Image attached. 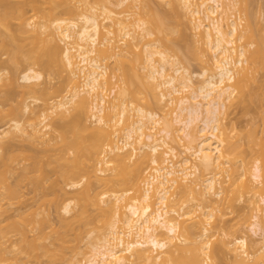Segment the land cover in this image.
Masks as SVG:
<instances>
[{
    "label": "bare ground",
    "instance_id": "obj_1",
    "mask_svg": "<svg viewBox=\"0 0 264 264\" xmlns=\"http://www.w3.org/2000/svg\"><path fill=\"white\" fill-rule=\"evenodd\" d=\"M73 1L75 3H73ZM177 1H179L181 9H184L185 14L186 12L189 13L190 15H188V17L191 16V18L193 19L192 20L189 18L188 20L193 23V27L191 26L190 28L193 30L192 34L197 32L196 35L194 34L193 36H200V38L197 36V42L200 40V42L202 41L201 43H203L204 45L203 46L199 44L200 42L197 43L193 38V41L196 42V44H199V46L194 44L196 47L199 48L200 45L201 47H204H200L201 51H197L198 53L196 54L198 56L200 55L199 53L202 54V56H199V59L206 65V68L203 69V72L199 73L198 75L203 79L201 81L199 80V82L197 81L196 83L194 77H196L197 75L190 73L188 71V68L181 66L178 62L174 61L172 59L173 57L168 54L166 45L163 46V43L165 42L168 47H171V45L168 44L169 39L165 37L167 39L166 40L161 35L162 32H165V28L168 27V25L165 24L168 19L163 16L164 18H166V21H164L165 19L162 20L160 16L156 17L155 15V18H152L150 17V15H148V19H146L147 21L150 19L148 21L150 25H148V23L145 22L146 20L144 21L143 18H136L137 14L133 12H137L136 10L137 8H139L138 0H59L57 3H55L56 6L53 5V7L51 6L49 8L47 14L48 16H50V18H52L53 14L56 13L57 8H60L59 13L64 14L65 17H53L54 19L52 18V21H44L39 24L37 23L38 25L36 24V22L38 21H35V23H33L34 21H31L32 19L30 20V18H26V16L24 15L26 14V12H23L25 10H21L22 13L20 10H16L18 12L20 11L19 14L16 12L17 19L19 20L17 24H19L18 26L20 29H18V26L17 28H15L17 30L22 29V31L18 33L21 34L23 31L26 34L29 32L33 33L32 29L34 28V32H39L41 30L43 33L47 34V37H50L51 40L49 41L52 42L50 43L48 41V43L50 44V48L46 45V41L45 45L48 48L44 47V50L46 51V49H48V52L44 51L43 53L42 49V51L39 52H42L43 54L41 53L40 55H38L39 60L38 58H36V60H38L37 62H40L41 55L44 57L45 53H47V56H45L48 58L50 57L48 55L51 54L53 56L52 59L54 58L53 61L57 60L58 62L51 63V60L48 58L50 60V64L53 65L54 63L55 65H60L61 68L64 67V70L66 69L67 71H69L67 75H69L68 82L70 83V85L66 84L65 88H67V86H70L71 88L69 87L68 90L71 89L72 91L67 90L71 93L70 95H68L67 93V96H64L65 98H63L62 96L63 99H58V97L60 96L58 95V92L57 95H55L57 99L54 100V97H51L52 99L50 102L45 99L44 103L46 104V106L48 105L49 108L44 106L45 104L43 103V108H46V110H42L40 112L30 110V105L28 103H24V108L22 107L20 110L21 115L22 113H24V115L22 116L28 114V118L25 116V118L27 119L23 120L24 117H22L23 119H20L26 122L28 121V124L26 122L25 123L27 125L24 124V122H22V124L19 119L16 120L11 118L12 122L9 127L10 129L6 131V134L7 136L11 135L10 137L16 140L18 138L16 137L17 135H26V137H29L28 139H32L31 141L46 143V132L44 133L43 129L49 128L51 125L46 124V122L52 116L50 115V113L53 112L54 115V113L56 112L62 118H64L66 114H68L70 117V121L65 123V125L64 123L63 125L59 124L60 126H58V129H61V140L64 141V144L60 145H62L64 149L68 147V150L72 151V156L68 154L70 151L65 153L66 150L62 151V146L61 148L59 147V153L62 151L61 153H65V155L68 154L69 157L68 155L65 156L64 154L60 155L58 153V158L56 157L57 162L60 163V175H58L62 177L63 179H60L64 180V183L67 182L68 186L72 189H76L78 185L81 186V188L79 187L80 189L76 191V193L79 192L78 194H76L78 196H74V198H78L79 200H77L80 201L78 202V210L74 212V214H72V216L68 219L67 217L63 216L64 218H62L61 216L60 226L57 228L52 227L51 240L49 243L46 242V239L50 236H48L45 232V229L49 224V220L46 215H43L44 213L42 210L38 211V209H40L39 205V208L37 210H30V214L26 213V215H28L26 217L25 215H23L24 217H21L22 213L25 214L26 211L22 213L21 211L17 213V211L15 214L16 216L14 217H21V222H17L14 219H11L10 221L12 215L10 213L8 214V209L12 205L11 201L16 200L14 198H17V194L19 192L17 191V188L21 187L18 186L19 184H15V182L19 183L21 180V182L23 183V181L25 182V179L27 177H29V179L31 177L30 180H32V177H34L33 180H36L37 177H35L34 174H37V172L41 173L39 172L41 171V167L37 168V166L42 165L40 162H38V165L33 166L29 164H23V166H25H21V169L20 167H16L12 164V161L16 160V158L12 157H17L16 155H19V152L17 150L21 149L19 148L16 150V147L13 146L15 147L13 149L16 151L12 152L13 149L11 148V146L13 145V142L11 144L7 140H13L7 136L6 137L8 139L6 140L0 139V150H2V154L0 155L2 159L6 158L2 160L0 157V170L1 168H3L0 171V224H4V222L6 221L5 225H0V264H20L22 256H24L23 258L26 259L29 258L28 260L33 258L34 260H38L41 256H47V264H83L79 260L77 261V252L74 251L76 246L73 244V240L70 237V231L73 229L74 224L76 222H82L85 225L90 223L91 214L89 209L102 211L103 213L101 214L103 215L112 213V210L116 211V209L120 212L122 206L120 204V201H122L123 197L124 199H126L125 196H127V194L131 192L132 189H135L138 192V194L135 195L137 197L134 196L132 201H128V203L126 202V205H124L125 210L122 208L125 212L122 209L121 213L115 212L116 215L119 213L122 217H124L121 219L118 218L119 214L117 215V218L119 220L124 221V225L128 227V230L123 232L122 229L121 233H118V229L116 230V226H119L116 224L117 221L114 220L115 222L113 221L112 223H110L108 229L109 231H107V234H105L101 239H99L98 243L92 245V247L90 248V254L84 264H213V259L215 258V248L213 246L214 243H212L209 238L205 240V238L209 236L208 233H210L211 228L207 227L208 224H206L207 226L202 224V218L199 220H193L194 222L191 221V223H189L187 219H182L184 213H186L187 215L191 213L189 210L188 211L190 213L184 212L182 215L181 213L179 214L177 212L178 210H174L173 208L169 209V190L176 186V188H179L177 192L183 193L184 196L187 195L185 197L188 198L186 200H182V205H180L181 209H184V207L188 205V199H197L198 201L202 200L196 203L197 207H199V210L203 212H200V215L203 214L204 217L207 216L205 217L207 218V220L205 218L204 220H206V222L208 221L207 223H210L211 219L214 217V214L213 212H208L207 214L206 210H202L204 208L202 203L215 200V198H212L214 196H221V190H216L215 188V184L217 181L214 178L215 176L211 175L204 179L206 190L204 188L203 190H197V187L192 184H188L186 181L190 182L188 178L191 177L197 179L198 175L196 176V174L200 172V168H204L206 170L208 169L209 171V169L220 165L222 162H224L220 160L225 159L224 154H229L228 151H226L227 153L223 152L225 151V149H223V145L227 143V139L225 138L226 136H224V128L226 127L224 122L222 123V115L227 108V104L231 102L233 98L239 97L237 89H239L240 83L244 82V78H247V76L249 75L248 73H250V71L255 66L252 65L253 62L256 59L257 61H261L259 60L260 58L262 60L264 59V49L254 40V36H256V34L254 35L252 21L247 16L249 15V11L246 14V11L248 9L247 4L251 2V0H241L243 1V6L246 7L245 9L243 7V9L245 10L244 13L247 16V21L243 28L239 27L240 23H238V21L233 18L234 16L232 17L231 15L234 10H237L236 6L238 5L240 0ZM52 2L54 4V1ZM24 3L22 4L24 5ZM27 3H30L33 7H37L38 2L35 0H29V2H26V4ZM98 3H103L102 5L99 4L101 6L100 11L97 10V7L94 6V4ZM30 4H27L25 6H30ZM175 5L178 6V3ZM4 6L7 7L6 5ZM134 8H136V10H134ZM13 11H7V13L5 12V14H3V17L1 16L2 20L6 21L3 18H7L8 20V18H11V16L15 17L16 14H14L15 12ZM130 15L134 16V18H130ZM158 15H160V13H157V16ZM233 15L235 14L233 13ZM6 23L4 26H6ZM15 28H13V30H15ZM163 28L164 31H161ZM10 29L12 30V28ZM30 29L31 31H29ZM11 32H15V34H18L16 33V30ZM157 32H161V38L162 40H165L163 43L161 42V38H158L160 35ZM55 34H57L56 36H59V39L61 42H63L64 47L60 48L58 46L59 44H57L55 38H53V35ZM154 34H158L155 35L154 38L156 36L158 37H156L155 39L150 38ZM113 35H116L117 38H119L120 36L121 37L118 40H115L117 38H115V36L113 37ZM12 39L14 40L15 38ZM47 39L48 38H46V40ZM119 41H121L120 43L125 44L126 47L124 46V48L121 47L120 49V46L116 43ZM14 42L16 41L14 40ZM14 42L12 44H14ZM159 42H161L162 45ZM255 43L256 46L252 49L251 47ZM158 44L160 45L158 46ZM3 46L5 49L7 45ZM158 47H165V50L159 49ZM0 48L3 49V47L1 46ZM198 48H196L195 50H197ZM135 49L139 51H135ZM205 51L207 52L205 53ZM11 52L12 50L10 51V56ZM190 53L192 52L190 51ZM13 54L14 55L12 56L14 57L11 56V58H13V61H16L17 59L19 60L22 56L19 55L20 57H18L17 55L16 58H18L14 60L16 53L14 52ZM207 54H209V57ZM25 57L28 56H26L25 54ZM44 58L41 60L44 61ZM110 59L111 61L112 59L115 61V63L114 61L112 62L113 67L115 64V68L112 71L113 76L117 75V78L118 76H120L121 78H119L123 80H121L122 85L124 83V85L119 90V95H125L126 97L128 96V98L130 97L132 99L131 105H133V103L135 102V107H131H134V110L128 108V104L123 97H119L120 101L118 102V104H116L117 102L115 103V101H112L111 103L110 100H108L109 98H107L108 95H105V93L107 92L106 90L108 84L111 85L110 76L112 74H109L108 72V65L111 63L109 62L108 64L104 62ZM126 64H129L130 66ZM210 64H213V67H211ZM42 65H44V62ZM137 68H139L140 70ZM250 68L252 69L250 70ZM115 70L119 72L117 73ZM76 71L81 72V74H78ZM143 71L145 73H143ZM138 72L141 73L139 74ZM78 75L80 78L78 77ZM132 75L134 77L139 75L140 79H142L141 81L144 80L146 82V84H144L145 82L141 83L138 76V79L136 78V80L141 83V87L145 86V89L150 87L149 89H146L147 94L153 92L154 96H156V99L157 95L159 94L158 96L160 97H158L157 99L159 100L158 102L166 100L169 105L174 104V107L172 106L173 112L172 114L170 112V116L165 114L167 118L164 116L163 118H160V115L157 112H153L139 106L140 104L138 103V101L141 102L142 95L145 96V89L143 88L144 91L141 90V88H139L140 85H136L138 84V82H136V80L132 81L133 79H135L134 77H131ZM81 77H83V79H81ZM142 77H144L145 79H143ZM77 78L83 80V82L81 81L82 84H80L81 82H77ZM19 79L22 82L21 84L19 83V80L16 82V79L11 80L10 78V84H12L13 88L18 89L20 84L21 88L24 86L29 87L27 89H30L31 85H33V87H35L37 84L39 85V83L37 82H40L43 79V74L32 67H28L25 68ZM134 82H136V84ZM109 89V93L111 89L114 90L113 83L112 87ZM14 91L15 90H13V92ZM30 91H33L34 94H37V92H39V89L32 88V90L30 89ZM41 91L44 94H48V91H46V89H42ZM156 91H158V94L156 93ZM185 92L187 93L183 94ZM12 94L7 93L8 98L9 96L12 97ZM140 94L142 95L139 96ZM175 94L182 95L180 97H174L173 95ZM1 95L5 96L6 93L4 92L2 94L0 91V100H2ZM7 95L5 97L3 96V99L6 98ZM87 96H90L89 98L91 100H89L91 101V103L88 102L89 100ZM137 97H140V100L137 99ZM8 98L4 99L5 101L2 100L3 103L6 102ZM115 98L117 97L115 96ZM144 98H147V96H145ZM34 100L37 101L38 99L34 98ZM0 104H2V102ZM89 110H92L91 115V112H88ZM115 111L117 113H115ZM131 113H133V116L135 115L134 113H136V117L132 116V118L134 119L131 118V121L129 120L130 122L126 121V123H124L125 127L122 126L124 129H122L120 124H123L125 120L130 119L128 117L131 115ZM103 114L105 115L103 116ZM116 115H118V117ZM87 116L88 119L92 117L93 121H91V119L88 120ZM114 120L115 124L112 125L111 122L114 123ZM107 121H110L109 124H111L112 126L118 127L120 125L118 127L119 129L117 128L120 131L117 130V132H119V136L124 137L120 139L121 145L119 144V141L112 144L113 141L111 140V134L109 131H106L108 129L105 130V127L107 128ZM109 124L108 127H111V125L109 126ZM66 128L68 133H70L69 136H71V138H68L67 131L65 130ZM113 130L116 129H114L113 127ZM121 132L122 134H120ZM114 134H112V136H114ZM253 137L255 138V136L251 137L252 140L254 139ZM257 140L260 141L259 139ZM114 141L116 140L114 139ZM169 141H172V144L175 143V145L180 144V141L183 143L185 155L181 160H176L179 155L176 148L173 147V145L171 146L169 144ZM60 142L62 143V141ZM254 142L256 143L257 141L255 140ZM228 145L229 144H227L226 146ZM103 146H107L104 148H107V150H109L108 152L112 155L110 160L106 161V164L111 165V174L110 176L106 175L107 177L105 178L104 170L102 168L100 169V167L98 166V163L100 161L101 162L99 165H101L103 161L105 163V159H103V153L105 149H102ZM164 147H166V150H164ZM227 148H230V145ZM128 151H130V153ZM11 152L14 156L10 154ZM3 155H6V157H4ZM26 155L30 156V154H25L23 156ZM100 157H102V160H99ZM191 157H193L192 159L194 160H198L199 163L197 161H193L194 163H192ZM173 158L176 160V162L173 161ZM148 159L154 166L153 173H151V175L145 177L144 179L145 172L143 169V164L147 162ZM17 160L21 161V159ZM228 160L229 159H225L224 163H228ZM196 162L198 164H196ZM183 164L186 167H184ZM26 166L30 167L27 168ZM97 166L99 169L97 168ZM35 168L36 170H39L36 172ZM147 169L148 168H146L145 170ZM227 169L228 167H226V170ZM55 170L53 169V171ZM219 170L218 172H221ZM261 170L262 168L260 161H256L254 163L253 171L251 172L250 176L255 183L254 187H257L256 189L260 191V201L264 204V182L263 180H261L263 178ZM7 172L11 175L9 178L13 179L14 177L13 181L11 179V181L9 180V178L7 177L8 175L6 174ZM26 172L29 174H33V176H31V174L29 176V174H27ZM147 172L148 170L146 171V173ZM42 174L44 173L42 172L40 174L41 177ZM101 174L104 176L101 177ZM12 175L14 176L12 177ZM175 175L177 178L173 177ZM214 175L216 174L214 173ZM180 176L183 178V182L180 181ZM46 178L47 177L42 180L38 176L37 179H41L42 183H39L40 180H36V182L32 181V183L42 184L38 186L43 191L44 188H42L41 186L45 184ZM84 180L86 181L83 182ZM94 181L95 183L97 182V184L99 183L98 186L101 185L106 187L107 191H109V188H111V192L113 191L112 193L110 192L112 194L111 197H113L114 199L109 198L111 200L109 201L111 203L115 201L114 205H109L110 202L106 200L108 197H110V193L108 194L106 191H102L101 194H98V192L96 193V191L94 192V186L92 187V185L95 184ZM184 182L186 184H183ZM141 184H143L144 186ZM14 185H17V187H15ZM248 185L249 184H247V186L245 185L244 187H249ZM53 186L51 185L50 187ZM64 186L66 185L64 184ZM57 187L58 190L56 191L59 192L60 190L63 195L68 193L66 192V190L64 191V188H62L63 186L59 188V186L57 185ZM116 187L121 188L122 191L118 190L119 188L117 189ZM112 188H114L116 191L114 189L112 190ZM37 189L39 188H36V191H40V189ZM50 189H52L54 193V187ZM135 190H133L132 192H135ZM252 190L253 189L251 188V191ZM42 191H40L39 193H42V195H44L45 193ZM52 191H50V194H52ZM55 194L56 193H54V196ZM62 194H60L59 192L58 196ZM40 195L38 197L39 200H41ZM19 196L18 200L20 198ZM46 196L48 197L49 194H46ZM52 198L53 199L49 198L51 200L45 198V203H47L48 200V203L50 201L54 204L55 201L57 202L58 198L61 199V197L57 198V194ZM43 200H41V202ZM216 200L215 202H218V200ZM5 201H8L7 204L4 203ZM42 204H44V202L40 203V206H42ZM73 204V201H69L68 203L63 205V210L69 213L70 207ZM113 207L116 209H114ZM122 213L124 215H122ZM173 213H176L177 218L172 216ZM262 213H264V206L261 208H256V211L253 215V222L250 223L249 227L250 231L255 234L258 233V235L260 234L261 238L263 239L261 241L262 245L260 242V244H258L259 247L261 246L258 251L253 254L248 253L249 245L248 238L246 236H238L234 237L233 239L230 238L231 240L226 243V249L233 257L235 264H264V219L260 215ZM38 215H41V217L38 218ZM187 215L186 217L190 219V215ZM191 217L193 218V216ZM13 220L15 222H12ZM182 233L185 235V238L182 241L177 242V236ZM124 235L126 239L124 238ZM132 235L134 236V238L132 237ZM13 236H17L19 240H17L16 237L12 238ZM130 236L133 238V240H131L132 238ZM15 238L18 241L17 243V241L15 240L17 244L14 241L12 242V240ZM11 243L14 244L10 246ZM224 244L225 243L223 241V246ZM69 248H72V251H70V253L67 251V249ZM186 253H189L187 254L189 258L186 257V259H183ZM22 262L24 261L22 260L21 263Z\"/></svg>",
    "mask_w": 264,
    "mask_h": 264
},
{
    "label": "rangeland",
    "instance_id": "obj_2",
    "mask_svg": "<svg viewBox=\"0 0 264 264\" xmlns=\"http://www.w3.org/2000/svg\"><path fill=\"white\" fill-rule=\"evenodd\" d=\"M35 1L38 2L37 3V7H33L30 3H27V4H30V6H25V5H27L26 2H29V0H27V1L26 0H0V19H1L0 20V46L3 47V49L0 48V74H1L0 91H1L2 94L5 92L6 95H7V93H10V94L13 93L12 97L9 96V98H8L9 94L7 95L6 98H8V99L4 103H3L2 100L6 99V98L3 99L4 95H1V97H2L1 99L2 100H0V103L2 102V104H0V116H1V119H0V133H1L0 139H3V140L8 139L7 137L12 139L10 137L11 135L7 136V134H6V131L10 129L9 127H10V124L12 122L11 118L16 119V120L19 119L21 121V123L24 122V124H26V123L28 124V121L27 122L23 121V120L28 118V116H27L28 114L27 115L25 114V116L27 117V118H25V116H22V115H24V113H22V115H21V111H20L21 108L24 106V103H28L30 105V110H35V111H39L40 112L42 110H46V108L45 109L43 108V105L45 104L44 103L45 99L48 102H50L53 97H54V100L57 99V97L55 96V95H57V92H58V95H60L58 97V99L59 98L61 99L62 96H63V98H65L67 96L66 95L67 93H68V95H70V93H71V92H68V91L71 90V89L68 90L70 86L69 87L67 86V88H65L66 84L70 85V83L68 82L69 81V75H67L69 73V71H67L66 69L64 70L63 69L64 67L61 68L60 65L58 66V65H55L54 63H53V65L50 64V60H51V63L52 62H56V63L58 62L57 60L53 61L54 58L52 59L53 56L51 54L48 55V56H50V57H48L50 60L46 57L47 53H45L46 56L44 55V57H46V58H44L41 55V59L44 58L46 60V62H45V60L42 61L41 59H40V62H37L39 60V56L38 55H40L42 53V52H39V51H42V49H43V53H44V51H45L44 47H47V46L49 47L50 44L48 43V41L51 40L50 37H47V34L43 33L41 30L39 32L38 31L34 32L33 31L34 28L32 29L33 33L29 32L27 34L24 33V31L20 34L18 32L22 31V29L21 30H17L16 29L17 26L19 25V24H17V22H19V20L17 19V13L19 14V12L21 10H25V11H23L24 13L26 12V14H24V15L26 16V18H30V20L32 19L31 21H34L33 23H35V21H38V22H36V24L37 23L39 24V23L44 22V21H49L50 22L54 18H58V17H65L64 14L59 13L60 8H57L56 13L53 14V16H52V18L54 17L53 19L50 18V16H48V14H47L48 11H49V8L51 6L53 7V5L56 6L55 3H57L59 0L58 1H56V0H35ZM52 1H54V4H53ZM138 2H139V5H138L139 8H137V10H136V8H134V10H136L137 12H133V13L137 14L136 18L141 17V19L143 18V20L145 21L146 19H148L147 18L148 15H150V17H152V18H155V15H156V17L160 16V18L162 20L165 19L164 21H166V18L168 19V21H166L165 24L168 25L169 30H168V27L165 28V26H164L165 32H162L161 35L164 37V39H166V38L169 39L168 40V44L171 45V47H168V45L164 42L165 40H162V38H161L162 36L160 35L161 32H157L160 36L159 37L156 36V37L161 38V42L162 43L164 42L163 46L166 45L167 48H170V49L166 48V50H168V54H170L173 57L172 59L174 61L178 62L179 65L188 68V71L190 73L197 75L196 77H194L195 83L197 81L199 82V80L201 81L203 78L199 77L198 75H199V73L203 72V69L206 68V65L199 59V56L200 55L202 56V54L199 53L200 55L198 56L196 53L201 51L200 47H201V45H203V43H201L202 41L200 42V40H199L198 42H200L199 44H201L200 47L198 48V47L195 46V45L199 46V44H196V42L198 40V38H197L198 35L196 37H194L193 35L194 34L196 35L197 32L192 34L193 30L190 29L192 24H193L191 21H188L189 18L192 19L191 16L188 17V15H190V14L187 13V12H186L187 15L185 14L184 9L183 8L181 9V7H180L181 5L179 4V1H177V0H138ZM22 3H24V5ZM73 3H75V2L73 1ZM145 3H146V5H145ZM177 3H178L179 8H178V6L175 5ZM99 4L102 5L103 3L102 4L101 3L94 4V6L97 7V10L100 11L101 6ZM4 5H6L7 7H5ZM243 5H244L243 1L240 0L238 5L236 6L237 10H234L231 13V15H232V17L234 16L233 18L236 21H238V23H240L239 24L240 28H243L245 26L246 21H247L246 20L247 16L250 18V20L252 21V24H253L252 26H253V30H254V35L256 34V36H257V37L254 36V40L257 42V44H260L263 47V49H264V45H263L264 44V0H251V2H249L247 4L248 6L246 5L248 7V9L246 11V14L249 11L248 12L249 15H247V16L244 13V11H245L244 9L246 7L243 6ZM22 6H24V7H22ZM243 7H244V9H243ZM16 10H20V11L18 12ZM7 11L8 12L13 11V12H15L14 14H16V15H15V17H12V16H11V18L9 17L8 20H7V18H3L4 20H6V21H3L2 20L3 14H5V12L7 13ZM148 12H149V14H148ZM156 12L160 13V15L157 16ZM21 13H22V11H21ZM233 13L235 15H233ZM135 14H134V16H135ZM151 15H153V16H151ZM134 16L130 15V18L133 19ZM163 16L166 17V18H164ZM129 20H131V19H129ZM148 21L146 20L145 22L148 23ZM152 21H153V19H152ZM169 22H170V25H169ZM5 23H6L7 27L4 26ZM9 23H10V26H9ZM148 25H150V24L148 23ZM8 27L12 28V30L10 28H8ZM13 28H15V30L17 31L16 33H18V34H15V32H13V33L11 32V31H15V30H13ZM164 28L161 31H164ZM6 29H9V30H6ZM18 29H20L19 26H18ZM166 29H167V31H166ZM29 31H31V29ZM40 32H41V34H40ZM23 33L25 34V36H24ZM13 34H15V35H13ZM158 34H154L150 38L155 39L156 37L154 38V36L158 35ZM56 35L57 34L53 35L54 36L53 38H55L56 43L59 44L58 46L60 48L64 47L63 42H61L60 39H59V36H56ZM114 36H115V38H117L116 35H113V37ZM198 37L200 38V36H198ZM260 37H262V38H260ZM12 38H15L14 40L16 42H14V40ZM43 38H45V39H43ZM46 38H48V39L46 40ZM119 38H117L115 40H118ZM193 38L195 39L194 41H196V42L193 41ZM189 40H191V41H189ZM13 42H14V44H12ZM49 42L52 43L51 41H49ZM120 42L121 41L116 42L117 45L120 46V49H121V47H123V48H124V46L126 47L125 44L120 43ZM161 42H159V43L161 44ZM190 42H192V43H190ZM45 43H46L47 46L45 45ZM15 44H16V46H15ZM160 44H158V46ZM3 45H5V46L7 45L5 49H4ZM9 45H10V47H9ZM11 46H12V48H11ZM255 46H256V43L251 48L253 49ZM190 47H192V48H190ZM193 47H194V49H193ZM195 47L200 49V50H198V49L195 50L196 49ZM15 48H16V50H15ZM117 48H119V47H117ZM158 48L162 49V50H165V47L164 48L158 47ZM201 48H204V47H201ZM21 49H22V51H21ZM11 50H12L13 53L14 52L16 53L14 60H16L21 55L23 56V53H24V56L23 57L21 56L22 58L20 57L19 60L17 59L16 61H13V58H11V56L14 55V54L11 52V56H10V51ZM205 50H206V48H205ZM135 51H139V50L135 49ZM190 51L192 53H190ZM36 52H37V55H36ZM38 52H39V54H38ZM45 52H48V49H46ZM206 52L207 51H205V53ZM25 54L28 57H25ZM27 54H29V55H27ZM17 55H18V57L16 58ZM207 55L209 57V54H207ZM12 57H14V56H12ZM36 58H38V60H36ZM10 59H12V60H10ZM259 60H261V61H257V59H256L253 62L252 65H255V66L253 67V69L250 68V70L251 69L252 70L251 71L249 70L250 73H248L249 75L247 76V78L246 77L244 78L245 80L243 79L244 82H241L242 85L240 83L239 89H237V91L239 93V94L237 93L239 95V97H238L239 99L237 97H235V98H233L231 100V102L228 101L229 105L227 104V108L224 111V114L222 115L223 116L222 123L224 122L225 127H226V128H224V136H226L225 138L227 139L226 140L227 143L225 142L226 144L223 145V149H225V151H223V152H226V151L229 152V154L227 152H226L227 154H224V153L223 154H224V158L225 159H229L228 163H224L225 159H220L221 161H224V162H222L224 164L221 163L220 165H217L216 167H213L212 168L213 171H212V169H209V171H208V169L206 170L204 168H202V169L200 168V172H198L196 174V176L198 175L197 179L191 177V178H188V180L190 182L193 181L192 183L186 181L188 184H192L195 187H197V190H199V189L203 190V188L205 189L204 179H206L208 176H211V175L215 176L214 178L217 180L216 184H215V188H216V190H219V189L221 190V192H222L221 196L212 197L213 199L215 198V200L217 198L218 202H215V200H213V201H210V202H205V203L203 202L202 203L203 207H204L202 210H206L207 214H208V212H210V213L213 212V214H214V217L211 219L210 223H207L208 221L206 222L207 218H205V217H207V216L204 217L203 214L200 215V212L201 213H203V212L201 210H199L200 209L199 207H197L196 203L199 202V201H202V200L198 201L197 199L196 200L188 199V205L186 207H184V209H181L180 205H182V200H186L188 197H185V196H187V195L184 196L183 193L177 192L179 188H176V186H174V188L169 190V192H170L169 193V196H170V200L169 201H170V203H169V206H168V207H170L169 209L173 208L174 210H178L177 212L179 214L181 213L182 215H183L184 212H189L190 211L191 213L189 212L190 214H188V215H190V219L192 218L191 216H193V218L190 220L188 217H186L187 214L184 213V215L182 216L183 217L182 219H185V220L187 219L189 221V223H191V221H193V220H199V219L202 218V220H201L202 224L205 225V226H207L206 224H208L207 227L211 228L210 229V233H208L209 236H207V238H205V240L209 238V240L212 243H214L213 246L215 248V250H214V257L215 258L213 259V264H235V262L233 260V257L231 256V254L226 249V247H227L226 243L229 240L233 239L234 237L246 236L248 238V245H249V250H248L249 252L248 253H250V254L251 253L253 254L256 251H258V249L261 247V246L259 247L258 244H260L261 241L263 240L261 238L260 234L259 235H258V233L255 234L252 231H250V229H249L250 223L253 222V215H254V212L256 211V208H261V207L264 206V204L261 203V201H260V195H261L260 191L258 189H256L257 187H254L255 183L253 182V179L250 176L251 172L253 171L254 163L256 161H260L261 168H262L261 174H263V178L261 180H263V182H264V149H263L264 148V142H263L264 141V131H263L264 130V62H263L264 59L262 60L260 58ZM41 61H42V64L44 62V65L41 64ZM113 61H114L113 59H112V61L110 59V60L104 62V63H108V64H109V62L111 63V64H109V65L107 64V65L109 66L108 67L109 74L110 73L112 74L111 75L112 77L110 76L111 85L108 84V87H107V90H106L107 92L105 93V95H108L107 98H109L108 100H110L111 103H112V101H115V103L117 102L116 104H118V102L120 101L119 97H121V98L123 97L125 99L126 103L128 104V108H131L132 106H134L135 102L133 103V105H131L132 99L130 97L128 98V96L126 97L125 95H121V94L119 95V90L124 85V83L122 85V81L123 80L120 79L121 78L120 76H118V78H117V75L113 76L112 71L115 68V64H114V67H113V63H112ZM114 63H115V61H114ZM126 65L130 66L129 64H126ZM126 65H125V67H126ZM212 65L210 64L211 67H213ZM28 67H32L35 70H38V71H40L43 74V79L40 82H37V83H39V85L38 84L36 86L34 85L35 87H33V85H31V87H30L31 90H32V88H36V89L38 88L39 92H37V94H34L33 91H32L33 92L32 93L30 91V89H27L29 87H24V86L22 88L20 87V84L22 82L19 79V77L21 76V74L23 73L25 68H28ZM137 69H139V68H137ZM115 71L117 73L119 72L117 70H115ZM77 73L81 74V72H77ZM138 73L140 74L141 72H138ZM143 73H145V72L143 71ZM67 76H68V78H67ZM138 76L134 77L132 75L131 77L135 78L132 81H135ZM78 77H79V75H78ZM10 78H11V80L16 79L15 80L16 82L19 80V83H20L19 87L20 88L18 86H17L18 89L17 88L16 89L13 88L12 84H10ZM66 78H67V80H66ZM79 78H77V79L80 80V81L77 80V82L78 83H80L81 81L83 82V80H81V79H83V77H81V79H79ZM138 78H139L140 81L142 80V79H140V76ZM142 78L145 79L144 77H142ZM119 80L120 81L122 80V81L120 82ZM66 81H67V83H66ZM82 82L80 84H82ZM136 82H138V84H136ZM136 82H134V83L139 86L141 83H143L145 81L143 80L140 83L138 80H136ZM112 83H113L114 90L111 89V91L109 93V90H110L109 88L112 87ZM144 84H146V82ZM29 86H30V84H29ZM14 87H16V86H14ZM139 88H141V90L144 91L145 86L141 87V85H140ZM149 88L150 87H148L146 89H149ZM42 89L43 90L46 89V91H48V94H44L41 91ZM146 89H145L144 93H145V96H147V98H144L145 96L140 94L139 96L142 95V97H141L142 101L140 102V101L137 100L138 103L140 104V105L139 104L138 105L143 107L144 109L151 110L153 112H157L160 115V118L161 117L163 118V116L166 117V115L170 116V112H171V114L173 112V107H174L173 105L174 104L173 105L170 104L171 105L170 106L169 103L166 100H165L166 102L165 101H161V100H160L161 102H158L159 100H157V99H158V97H160V96H158L159 95L158 91H156V93L158 94L157 95V99H156V96H154L153 92L149 93V94H151V95H149V94H147ZM13 90H15V91L13 92ZM149 92H150V90H149ZM186 93L187 92H185L183 94H186ZM242 93H243V95H242ZM181 95L182 94H179V95L175 94L173 96L174 97L175 96L176 97H180ZM115 96L118 99L115 98ZM89 97H88V100L90 99ZM34 98L38 99V100L35 101ZM139 98L140 97H137V99H139ZM90 100L88 102L91 103ZM44 106H46V104ZM46 107L49 108L48 105ZM133 108H131V110ZM88 112L89 113L91 112L90 115L92 114V110L91 111L89 110ZM129 112H131V111H129ZM115 113H117V112L115 111ZM57 114L58 113H56V112L54 113V115H53V112L50 113V115H52V116H51V118H49V120L46 122V124H49V125L51 124V125H50L49 128L43 129L44 133L46 132L45 133V139L47 141L46 143L45 142L44 143H39L38 141L37 142L36 141H31L32 139L31 140L28 139L29 137L28 136L26 137V135H17L16 136V137H18L17 140L16 139H12L13 141L7 140L11 144L13 142V145L11 146L12 149L16 147L15 148L16 150L19 149V148L21 150H23V151L17 150L19 152V155H16L18 153H16L15 155L18 158L15 157L12 154V152L13 151L15 152L16 150L13 149L12 152L10 153V154H12L14 156L12 158H16V160L12 161L13 165H15L18 168L20 167V169H21L22 167L25 166V165L23 166V164H26V165L29 164V165L33 166V165H38V162H40L42 166L38 165L37 168L41 167V171H39V172H41V173L43 172L44 174H42V177H41V175H40L41 173L37 172L39 169L36 170V168H35L37 174L34 172L35 173L34 175L37 178L39 176L42 180H44V178L47 177L45 179V184H43V186H41L42 188H44L43 191L38 186V185H42V184L34 183L36 185L35 186L32 183V181L36 182V180H38V181L40 180L39 181V183H40L41 179H37L36 178V180H33L34 177H32L33 179L30 180L31 177H30V179H29V177H27L25 179V182L22 180L23 183L20 180L21 185H20V182L19 183L15 182V184L17 183V184H19L18 186H21V187L20 188L18 187L19 190L17 188V191H19L18 194H17V198H14L16 200L13 199L14 201H11V203H12V205L10 206L11 208L9 207V209H8L9 210L8 214L10 213L12 215L11 218H10V221H11V219H14L17 222L18 221L21 222L22 221L21 217L23 215H25V217H26V216H28V215H26V213L30 214V210L31 211L32 210H37L40 207V209H38V211L42 210L43 213H44L43 215H46L48 220H49V224L47 225V227L45 229V232L47 233V235L50 236V237H48L46 239L47 243H49L50 240H51L52 227H56L57 228V227L60 226L61 216H62V218H64V217H67V219L70 218L72 216V214H74V212H76L78 210V208H79L78 202H80V201H78L79 199L77 198L78 199L77 200L76 198H74V196L79 193V192L76 193V191H78V189H80L81 186L78 185L77 188L76 189L73 188L74 189L73 190L71 187L68 186L67 182L65 181L66 183H64V180H61L63 178L59 176L60 175L59 174L60 173L59 172L60 163L57 162L56 157L58 156V153H59V147L61 148V146H62L60 144H64L63 143L64 141L61 140L62 137H61V133L60 132H62V131H61V129H58V126H60L59 124L63 125V123L65 125V123L70 121V117H69L68 114H66L67 117L66 116L64 117L66 119L65 120L59 114L58 115ZM132 114L133 113H131V115H130L131 117L130 116L128 117L130 119L125 120L123 122V124H120L122 129H124L122 126H124V123H126V121H129V120L131 121V118L133 116ZM134 114L136 115V113H134ZM104 115L105 114H103V116ZM135 115L133 117H136ZM88 116H87V119H88ZM116 116L118 117V115H116ZM14 117H16V118H14ZM22 117H24V119ZM117 117H115V118H117ZM20 118L23 119V120H21ZM68 118H69V120H68ZM90 119H91V121H93L92 117ZM90 119H88V120H90ZM132 119H134V118H132ZM115 120H114V123L111 122L112 125L115 124ZM106 123H107L106 124L107 128L105 126L104 127H105V130L108 129L106 131H109L110 134H111V137H112L111 140L113 141L112 144H114V142L116 143L117 141H119V144L121 145L120 139H122L124 137L123 136H119V134H118L119 132H117V130L119 129L118 127L120 125L119 126L117 125L118 127H116V126H112L111 124H109L110 121H107ZM108 124H109V126L111 125L112 128L108 127ZM113 127L116 130H113ZM110 128H111V130H110ZM122 129H121V131H122ZM65 130L67 131V128ZM226 130H227V132H226ZM118 131H120V130H118ZM114 132H115V134H114ZM122 132L120 134H122ZM67 134H68V138L69 137L71 138V136H69L70 133H68V131H67ZM112 134H114V136H116V137L112 136ZM123 134H124V132H123ZM252 136H255V138L254 137L253 138L257 141L256 143L254 142L255 141L254 139L252 140V138H251ZM16 137H14V138H16ZM47 138H48V140H47ZM113 138L116 141H114ZM257 139H259L260 141H258ZM60 141H62V143ZM172 143H173L172 141H169V144L171 146L173 145V147L176 148L177 153L179 155L176 160H181L182 157L185 155L183 143L181 141H180V144H178V145L177 144L175 145V143L174 144H172ZM227 144L230 145V148H227V147H229V145L226 146ZM231 144H233V145H231ZM13 146H15V147H13ZM64 147H65V145H64ZM66 147H67V145H66ZM104 147H107V146H103L102 149H105ZM61 149H62V151L66 150V152L64 151L65 153L70 151L68 154L70 156H72L71 155L72 151L68 150L69 149L68 147L64 149L63 146H62ZM164 150H166V147H164ZM0 151H1L0 154H2V150H0ZM108 151L109 150H107V148H106L104 150L105 154L103 153L104 156L101 154L104 157L103 159H105V163H104V161H103V163H101V165H99L101 161L98 163V166L100 167V169L102 168L104 170V175L105 176L102 175V174L100 175L101 177L104 176V178L107 177V176H110V174H111V165L110 164H106V161H109L110 158L112 157V155ZM130 151H128V152L130 153ZM230 151H231V153H230ZM61 152L59 153L60 155H62V154L65 155V153H61ZM3 153H4V151H3ZM25 154H30V156L29 155H26L27 157L23 156ZM68 154H66V155H68ZM230 154H231V156H230ZM69 155H68V157H69ZM3 156L6 157V155H3ZM7 156H8V154H7ZM0 157H1V155H0ZM9 157H11V156H9ZM24 157H26V158H24ZM54 157H55V159H54ZM192 158L193 157H191L192 163H194L195 161H197L199 163L198 160H196V159L194 160ZM1 159H2V157H1ZM1 159H0V161H1ZM3 159H6V158H3ZM17 159H21V161L19 160L20 161L19 162ZM11 160H13V159H11ZM99 160H102V157H100ZM176 160L173 158V161L176 162ZM34 161H35V163H34ZM148 161H149V159L147 160V162H145L143 164V169H144V172H145L144 179H145V177H148L151 173H153V167L154 166H153V164L150 163V161H149V164H148ZM197 162H196V164H198ZM98 166H97V168H98ZM26 167L29 168L30 166H26ZM54 167L56 168V170H55ZM184 167H186V166L184 165ZM226 167H228V169H227L228 171L230 170L229 171L230 172V176H229V172L226 170ZM52 168L56 172L53 171ZM57 168H59V169H57ZM146 168H148L147 170H148L149 173L148 172L146 173V171H147V170H145ZM216 168H217V170H216ZM2 169L3 168H1V170ZM35 170H33V171H35ZM218 170L221 171V172H218ZM224 170H225V172H224ZM26 171H27V169H26ZM214 173L216 175H214ZM6 174L8 175L7 176L8 178L11 176L10 173H8V172ZM23 174H25V173H23ZM27 174H29V173H27ZM27 174H25V175H27ZM30 174H29V176H30ZM13 176L14 175H12V177ZM31 176H33V174H31ZM173 177H176V175L173 176ZM180 178H181L180 181L183 182L184 181L183 178L181 176H180ZM250 178H251V181H250ZM10 179L11 178H9V180ZM13 179H14V177H13ZM13 179H11V180L13 181ZM144 179H142V180H144ZM178 180H179V178H178ZM85 181L86 180H84L83 182H85ZM240 181H242V182H240ZM247 182H249V183H247ZM54 183H55L56 186L54 185ZM94 183H95V181H94ZM64 184L66 186H64ZM81 184H82V182H81ZM98 184L96 182L94 185H92V187L93 186L95 187V188L93 187L94 192L96 191V193L98 192V194H101L102 191H104V192L106 191L108 194L111 192V188H109L110 190L107 191L106 187L101 186V185L98 186ZM183 184H186V183L184 182ZM247 184H249L248 185L249 187H244L245 185L247 186ZM51 185L52 186L54 185L53 186L54 187L53 190H55L54 193L57 194V198L61 197V199H63V200H61V199L58 198L59 201L58 200H57V202L55 201L56 203L54 202V204H53V202H50V201L48 203V200H47V203H45L46 202L45 198L53 199L52 197L56 196V194L54 196V193H53L52 189H50V188H53V187H50ZM57 185L59 186V188L61 186H63L62 188H64V191L66 190V192H68V193L63 195L62 192L59 190L60 194H62V195L58 196L59 192L56 191V190H58ZM141 185H143V184H141ZM14 186L17 187V185H14ZM33 186H35V187H33ZM36 188H39L40 191L44 192L45 194L44 193L43 194L45 196H46V194L47 195L49 194V196L45 197L44 195H42V193H39L40 191H36ZM104 188H105V190H104ZM251 188L253 189L252 191H251ZM254 188H255V190H254ZM39 189H37V190H39ZM113 189L114 188H112V190ZM243 189H244L245 192L243 191ZM49 190L52 191L51 192L52 194H50ZM118 190H121V188H119ZM133 190H135V189H132L131 192H129L127 194V196H125L126 199H124V197H123L122 201H120V204L122 205L121 209L123 208L125 210V206L124 205H126V202L128 203V201L129 202L132 201L134 196L138 194V192L136 190H135L136 193L132 192ZM45 191L46 192L49 191V192L46 193ZM111 193L109 195L110 197H108L106 200L109 201L110 200L109 198L114 199L113 197H111V195H112ZM117 193H120V192H117ZM40 194L42 195V197H41ZM39 195H40V199L41 200H43V198L45 197L44 200L42 201V202H44V204H42V206H40V203H42V202L38 198ZM18 196L20 197L19 200H18ZM76 196H78V195H76ZM182 196H183V198H182ZM135 197H137V196H135ZM184 197H185V199H184ZM51 199H49V200H51ZM67 201L68 202L69 201H73V203H74L73 204L74 207H73V205H71L69 213L65 212L63 210V205L68 203ZM7 202L5 201L4 203L7 204ZM114 202H112V203L110 202L109 205H112V204L114 205ZM25 205H27V206H25ZM38 205H39V207H38ZM117 208H119V207H117ZM114 209H116V208H114ZM121 209H120V212H119V210L117 211V209H116V211L112 210V213H108L107 215L106 214L105 215L101 214V213H103L102 211L97 210L98 211L97 212L95 209H94L95 211L92 210V209H89L90 214H91V216H90L91 217L90 218L91 222L88 223L87 225L83 224L82 222L81 223H79V222L77 223L76 222L74 224L73 229L70 231V237L73 240V244L76 246L74 251L77 252V256H78L77 257L78 258L77 261L79 260L80 262H82L84 264V262L88 259V256L90 254V248L92 247V245L98 243L99 239H101L105 234H107V231H109L108 230L109 229V224L112 223L114 220H116L117 221L116 224L119 225V226H116L117 227L116 230L118 229L117 230L118 233H121L122 229H123V232L128 230L127 229L128 227H126L124 225V221L118 219V218H121V219L124 218V217H122L119 214L123 210V209L122 210ZM19 211H21V213L25 212V211L26 212H25V214L22 213L21 217H18V218L16 217L17 219H19V220H17L14 216H16L15 215L16 212L19 213ZM115 212H119L118 213L119 215L117 214L119 216L118 218H117V215L115 214ZM123 213H122V215H124ZM260 215L264 219V213H262ZM172 216L177 218L176 213L175 214L173 213ZM37 217L39 218V217H41V215H38ZM204 218L206 220H204ZM23 219H25V218H23ZM14 220L12 222H15ZM203 221H205L206 223L203 222ZM5 222H4V224L3 223H1V224L5 225L6 224ZM210 224H212V225H210ZM49 225H51V226H49ZM122 226H125L126 228L122 227ZM117 235H115V236H117ZM14 237L17 238V236H13L12 238H14ZM132 237L134 238L133 235H132ZM177 237H178V239H177L178 241L177 242H179V241H182L185 238V235L182 233V234H179V236H177ZM16 238L13 239L12 242L13 241L15 242ZM124 238L126 239L125 235H124ZM131 238H127V239H131ZM133 238L131 240H133ZM260 238H261V240H260ZM17 240H19V238H17ZM222 240L225 243L224 246H223V241ZM17 243H18V241H17ZM13 244L11 243L10 246H12ZM261 245H262V243H261ZM67 251L70 253V251H72V248L67 249ZM187 254H189V253H186L184 255L185 258L183 257V259H186V257H188ZM263 254H264V252H263ZM23 257L24 256H22V258H21L24 261V262H22L23 264H47V258H48L47 256H41L38 260H36V259L34 260V258L28 260L29 258L26 259V258H23ZM21 261H20V264H22Z\"/></svg>",
    "mask_w": 264,
    "mask_h": 264
},
{
    "label": "built area",
    "instance_id": "obj_3",
    "mask_svg": "<svg viewBox=\"0 0 264 264\" xmlns=\"http://www.w3.org/2000/svg\"><path fill=\"white\" fill-rule=\"evenodd\" d=\"M151 175V174H150Z\"/></svg>",
    "mask_w": 264,
    "mask_h": 264
}]
</instances>
